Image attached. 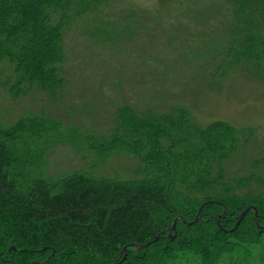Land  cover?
<instances>
[{
    "label": "trees",
    "instance_id": "1",
    "mask_svg": "<svg viewBox=\"0 0 264 264\" xmlns=\"http://www.w3.org/2000/svg\"><path fill=\"white\" fill-rule=\"evenodd\" d=\"M119 1L0 0V97L59 100L78 27L87 48H99L154 40L162 36L157 28L177 23L171 42L187 31L223 42L198 68L205 84L217 85L232 67L264 81V0H158L153 15L123 10L116 22ZM85 18L93 23L82 26ZM141 109L120 105L110 131L87 140L92 158L60 178L47 174L42 154L58 122L45 109L11 123L0 113V264H170L187 254L216 264L241 244L261 242L255 218L264 226V160L252 162L246 177L228 170L244 154L240 130L224 120L202 127L185 106ZM113 156L128 157L132 168L101 174ZM248 207L256 211L231 231Z\"/></svg>",
    "mask_w": 264,
    "mask_h": 264
},
{
    "label": "rangeland",
    "instance_id": "2",
    "mask_svg": "<svg viewBox=\"0 0 264 264\" xmlns=\"http://www.w3.org/2000/svg\"><path fill=\"white\" fill-rule=\"evenodd\" d=\"M160 6L158 0H121L115 4L118 12L113 14V21L119 20L123 10L153 15L151 12H156ZM91 19L85 18L80 24L88 26L93 23ZM210 24L217 32L218 24L215 21ZM166 28H157L155 36H162L154 40L128 38L117 44L87 48L85 31L78 27L76 33L81 37L72 36L69 41L66 76L70 81L59 100L54 102L46 95L20 101L0 97V113L5 115L6 120L2 119L5 123L41 109L58 122L54 136L51 139L46 136L43 145L45 170L49 176L60 178L91 159L93 155L87 140L108 131L112 123L109 115L124 102L134 103L141 110L157 107L168 111L185 106L202 127L216 120L235 126L242 133L240 144L244 148V154L239 156L241 161L238 164L233 161L228 167L235 176L246 177L253 167L252 162L264 160V81L232 67L217 80V85L205 84L203 75L197 73L198 68L213 62L223 42L188 38V31L180 32V38L171 42L172 29L181 30L177 23ZM118 78L116 90L114 82ZM123 90L129 93L126 100L120 93ZM110 92L115 93L110 95ZM132 166L128 157L113 156L100 167V172L123 175ZM259 175L264 176V165ZM170 264L204 263L200 257L187 254ZM216 264H264V237L257 245L241 244Z\"/></svg>",
    "mask_w": 264,
    "mask_h": 264
},
{
    "label": "water",
    "instance_id": "3",
    "mask_svg": "<svg viewBox=\"0 0 264 264\" xmlns=\"http://www.w3.org/2000/svg\"><path fill=\"white\" fill-rule=\"evenodd\" d=\"M203 207H204V206L201 207V210L203 209ZM201 210H200V212H201ZM250 210H255V211H256L255 207H248V208H246V209L241 213V215L239 216V220H238V222H237L235 228L232 229L231 231H234V230L237 229V227L239 226V224L243 221L244 217L246 216V214H247L248 211H250ZM219 218H220V217H218V220H219ZM255 220H256V223L258 224L260 230H261V231H264V226L260 225V223H259V218H258V215H257V214H256V218H255ZM175 223H176V220H175ZM175 223H174V226H173L172 229L175 228ZM172 229H171V230H172ZM162 235H163V234L158 235V236L156 237V239H159ZM150 244H151V242H149V243L146 244V245L132 244L131 247H133V248H137V249H140L141 247H148ZM125 251H126V248L124 249L123 254L125 253Z\"/></svg>",
    "mask_w": 264,
    "mask_h": 264
}]
</instances>
